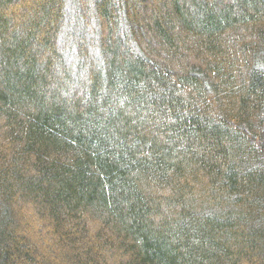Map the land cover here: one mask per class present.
Listing matches in <instances>:
<instances>
[{
  "label": "trees",
  "instance_id": "1",
  "mask_svg": "<svg viewBox=\"0 0 264 264\" xmlns=\"http://www.w3.org/2000/svg\"><path fill=\"white\" fill-rule=\"evenodd\" d=\"M0 264H264V0H0Z\"/></svg>",
  "mask_w": 264,
  "mask_h": 264
}]
</instances>
